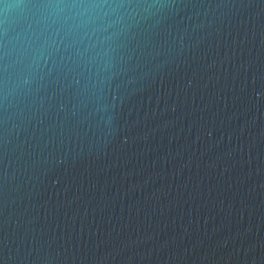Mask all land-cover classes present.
I'll return each instance as SVG.
<instances>
[{
  "label": "water",
  "instance_id": "water-1",
  "mask_svg": "<svg viewBox=\"0 0 264 264\" xmlns=\"http://www.w3.org/2000/svg\"><path fill=\"white\" fill-rule=\"evenodd\" d=\"M0 264H264V0H0Z\"/></svg>",
  "mask_w": 264,
  "mask_h": 264
}]
</instances>
